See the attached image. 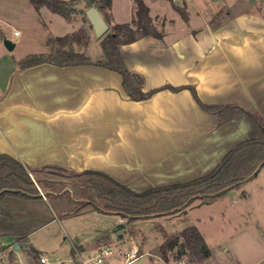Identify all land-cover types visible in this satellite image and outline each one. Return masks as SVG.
Returning a JSON list of instances; mask_svg holds the SVG:
<instances>
[{
  "label": "crops",
  "instance_id": "crops-1",
  "mask_svg": "<svg viewBox=\"0 0 264 264\" xmlns=\"http://www.w3.org/2000/svg\"><path fill=\"white\" fill-rule=\"evenodd\" d=\"M144 1L163 37L146 35L120 45L125 65L144 76V90L165 84L194 85L208 105L234 104L264 119V10L258 0ZM190 1L196 4L194 15L188 10ZM25 2L0 0V5L13 8ZM210 2L213 8H207ZM246 2L249 8L241 7ZM225 6L230 13L211 22L213 13ZM46 10L43 6L36 11L38 29L34 30L39 34L36 43L47 49L44 52L49 51L47 38L60 36L51 22L47 24L45 16L49 21L54 17ZM109 13V28L132 22L136 1L112 0ZM0 14L2 23L7 21L8 13ZM67 21H72V29L90 25L81 11ZM94 36L92 27L88 45L78 47L81 52L87 53ZM3 38L0 26V153L14 156L25 166L99 170L143 191L209 174L233 148L258 136L246 113L220 123V117L203 109L188 88L162 89L148 99L133 100L119 72L94 63L61 66L44 62L19 69L20 60L7 53ZM99 38L101 43L103 36ZM88 56L94 61L102 59ZM263 172L264 165L239 187L214 200H198L191 209L176 213L180 221L190 218L182 221L184 227L196 225L212 251L198 264H264ZM205 207L212 210L195 212ZM171 215L141 220L155 229ZM63 218L56 216L31 233L26 247L19 246L22 257L15 255L12 264H35L26 251L38 250L31 245L32 237ZM139 233L144 235L143 228ZM3 238L10 241L6 252H17L20 243ZM139 248L142 257L137 263L143 264L145 252ZM38 251L39 256L46 254ZM159 260L174 264L170 259ZM154 264L161 263L156 260Z\"/></svg>",
  "mask_w": 264,
  "mask_h": 264
},
{
  "label": "trees",
  "instance_id": "trees-1",
  "mask_svg": "<svg viewBox=\"0 0 264 264\" xmlns=\"http://www.w3.org/2000/svg\"><path fill=\"white\" fill-rule=\"evenodd\" d=\"M29 1L37 9L45 6L66 20H71L77 12V3L82 0ZM84 1L87 6H97L109 22L112 0ZM135 1L136 18L132 22L111 25L102 38L104 59L94 61L85 52L74 49L75 45H88L92 28L90 24L64 36L50 35L47 38L49 51L27 55L19 61V69L44 62L61 66L94 63L119 72L123 78L124 90L133 100L148 99L162 89L178 91L188 88L203 109L220 117V123L237 113H246L258 136L233 148L209 174L143 191L134 190L103 171H76L58 165L30 167L8 153H0V238L12 237L19 243L27 244L31 233L56 216L78 214L87 206L102 213L120 214L129 221L180 213L198 200H214L239 187L255 177L260 166L264 165V119L259 113L234 104L208 105L200 99L194 85L165 84L144 90V76L125 65L120 45L134 42L146 35L162 38L163 33L154 24L145 1ZM85 20L88 21L87 16ZM35 182L42 186L46 197L50 199L66 196L69 208L57 209L50 206ZM37 204H43L45 210L37 209ZM162 230L164 240L159 246V253L164 260H169V253L174 251L177 260L187 255L189 264L202 263L211 256L212 251L196 225L171 233ZM8 248L9 246L2 247L5 251ZM32 252L37 257L35 264H42L38 257L39 251L33 248ZM8 255L12 264L15 251L11 249Z\"/></svg>",
  "mask_w": 264,
  "mask_h": 264
},
{
  "label": "rangeland",
  "instance_id": "rangeland-1",
  "mask_svg": "<svg viewBox=\"0 0 264 264\" xmlns=\"http://www.w3.org/2000/svg\"><path fill=\"white\" fill-rule=\"evenodd\" d=\"M24 1H26L25 4L21 3L20 5L22 6H15L13 7L14 9L12 7H3V5H0V13H8L6 14L8 16L6 19L7 21H4V23H2L0 18V26H2L4 29L5 38L17 43V46L14 49L9 50L7 48L8 50L6 51L9 55H11V57L14 56L19 60L23 59L29 54L40 53L47 50L45 49V46L43 47L42 45H38L36 43V41H38L39 34L34 30L37 28L36 24L38 22L37 18L39 15L37 14L38 9L29 0ZM258 2L260 5L259 8L264 10V0H258ZM210 3V5H207V8L214 7L212 4L213 2ZM249 3L250 2H246L245 4L241 5V7L244 6L249 8ZM27 4L30 5L29 7L31 8L28 9L26 7ZM180 4H183L182 1H180ZM252 6L253 8L257 7L256 4ZM77 7L78 11L74 16H78L81 11V14L85 18V10L87 8L85 1L82 0L77 3ZM48 9L49 8H47L46 11H48L50 15H53L52 17H54V20L49 21V17L47 16H45V20L47 24H50L51 22V28L54 32H56L55 34L64 36L74 32V30H78L72 29V21H67L65 18H63V16L53 14V12ZM188 10L194 15L196 13V4L191 2L188 6ZM229 13L230 12L226 6L222 7L213 13L211 22H216L219 19L221 20ZM167 25L170 24L167 23ZM159 26H161V24ZM15 31H18L19 35H15ZM99 39L100 38L98 36L93 37L86 54L92 56L93 58L104 59V50ZM72 46L74 47V45ZM78 47L82 49V46L79 45H75L74 49L79 51L80 49ZM35 183L42 193L44 199L50 206L57 209L69 208V201L66 196H62L58 199H50L46 197L42 186H40L37 182ZM197 202L198 201L195 203ZM191 207L189 208L191 209ZM36 208L39 210H45L46 207L43 204H37ZM90 210L91 207L87 206L81 213L68 215L59 221L57 220L53 222L43 230L36 232V234H34L32 237L31 245L33 244L38 250L50 255L53 259L57 257L67 260L68 262L70 259L74 258V255L72 254V250L76 248L74 243L83 246V251L79 250V247H77V249L79 250V255L84 258L96 255L100 246L108 245L115 250V253L111 257L107 258L104 264H125L126 260L123 255L124 251L129 249L133 244H136L138 247L143 249V252H145L143 254V257L145 258V262L143 264H154L156 260L161 264H165L163 260H159L161 257L159 253V246L160 242L164 240V232L162 229H164L167 233L182 230L188 226L186 225L184 227L182 221H187L190 219L182 218L180 221V218L177 217V214H172L169 217L163 218L161 223H163L164 226L161 223H157L154 229L150 228L149 224L146 222L144 223V221L141 219L129 221L127 218H122L123 220L121 221L122 216L120 214L102 213ZM211 210L212 207H205L202 209H197L195 212L197 214H205V212L209 213ZM195 212H192L190 216H192L193 213L195 214ZM178 214H182V212ZM122 223L125 224V228L118 229V226ZM213 223H218V219ZM139 228H143V231L145 232L144 235L139 233ZM120 234L123 236L120 237ZM9 243L10 241L8 239H0V245L2 247H7ZM11 248H13V246ZM19 248L21 247L16 248L17 252L15 251V255L22 257V255H20L21 251L18 250ZM26 251L30 255L29 259L35 263V261H37V257H34L32 250L28 249ZM19 256H17L18 260ZM169 258L170 262H173L174 264H179L180 261H184L186 264L190 263L189 257L187 255H183L179 260H177L175 251L169 253ZM131 264H138L137 260Z\"/></svg>",
  "mask_w": 264,
  "mask_h": 264
},
{
  "label": "built area",
  "instance_id": "built-area-1",
  "mask_svg": "<svg viewBox=\"0 0 264 264\" xmlns=\"http://www.w3.org/2000/svg\"><path fill=\"white\" fill-rule=\"evenodd\" d=\"M18 31H15V34H18ZM115 250L108 245L101 246L98 248V253L94 256L84 258L79 255V250L76 248L74 253V258L70 259V264H104L106 259L114 255ZM125 257V264H131L134 261H138L141 257L140 248L133 244L129 249L125 250L123 253ZM39 261L42 264H69L68 261L60 259V258H52L50 255L43 254L39 256ZM9 255L8 253L2 249L0 245V264H8ZM179 264H186L184 261H180Z\"/></svg>",
  "mask_w": 264,
  "mask_h": 264
},
{
  "label": "water",
  "instance_id": "water-1",
  "mask_svg": "<svg viewBox=\"0 0 264 264\" xmlns=\"http://www.w3.org/2000/svg\"><path fill=\"white\" fill-rule=\"evenodd\" d=\"M86 16L90 24L92 25L96 36L102 37L109 30V24L97 6L95 5L89 6V8L86 10ZM4 45L9 50L14 49L15 47V43L12 40L7 39V38L4 39ZM203 202H206V201H203ZM124 227H125V224L122 223L118 226V229H123ZM19 246H26V243L23 242L20 244H16V248H18Z\"/></svg>",
  "mask_w": 264,
  "mask_h": 264
}]
</instances>
